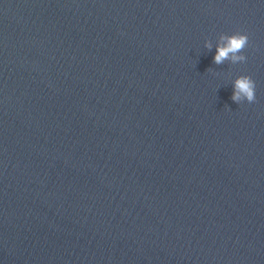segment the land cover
<instances>
[{"label":"water","instance_id":"95a60500","mask_svg":"<svg viewBox=\"0 0 264 264\" xmlns=\"http://www.w3.org/2000/svg\"><path fill=\"white\" fill-rule=\"evenodd\" d=\"M0 264H264V0H0Z\"/></svg>","mask_w":264,"mask_h":264},{"label":"clouds","instance_id":"9594fccd","mask_svg":"<svg viewBox=\"0 0 264 264\" xmlns=\"http://www.w3.org/2000/svg\"><path fill=\"white\" fill-rule=\"evenodd\" d=\"M249 44L247 33L240 31L233 34H220L216 45V54L213 57L215 64L219 65L225 61L231 64L243 63L246 56L243 54L244 49ZM205 47L212 48L210 41L205 42ZM231 99L240 104L242 102L254 103L256 101V83L249 75H239L233 81V94Z\"/></svg>","mask_w":264,"mask_h":264}]
</instances>
